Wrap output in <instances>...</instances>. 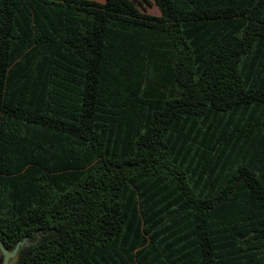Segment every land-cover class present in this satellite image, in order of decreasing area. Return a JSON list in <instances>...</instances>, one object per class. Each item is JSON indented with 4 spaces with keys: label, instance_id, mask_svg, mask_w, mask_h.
I'll return each instance as SVG.
<instances>
[{
    "label": "trees",
    "instance_id": "obj_1",
    "mask_svg": "<svg viewBox=\"0 0 264 264\" xmlns=\"http://www.w3.org/2000/svg\"><path fill=\"white\" fill-rule=\"evenodd\" d=\"M151 1L0 0L14 264H264V0Z\"/></svg>",
    "mask_w": 264,
    "mask_h": 264
},
{
    "label": "rangeland",
    "instance_id": "obj_2",
    "mask_svg": "<svg viewBox=\"0 0 264 264\" xmlns=\"http://www.w3.org/2000/svg\"><path fill=\"white\" fill-rule=\"evenodd\" d=\"M90 1L102 3L104 0H90ZM133 1L141 12H144L151 16H159V12L151 0H133ZM148 1L150 3H148ZM15 259H16V251L10 253H4L0 248V264H14Z\"/></svg>",
    "mask_w": 264,
    "mask_h": 264
},
{
    "label": "water",
    "instance_id": "obj_3",
    "mask_svg": "<svg viewBox=\"0 0 264 264\" xmlns=\"http://www.w3.org/2000/svg\"><path fill=\"white\" fill-rule=\"evenodd\" d=\"M0 248H1V250H2L4 253H10V252H8V251H5V250L2 248L1 244H0ZM13 251H16V253H17V248H15L14 250H12L11 252H13Z\"/></svg>",
    "mask_w": 264,
    "mask_h": 264
}]
</instances>
